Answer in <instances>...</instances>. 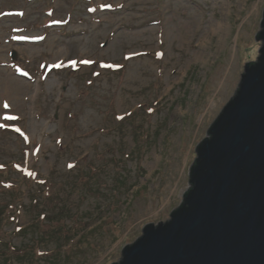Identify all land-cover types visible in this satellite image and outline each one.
<instances>
[{"label":"rangeland","instance_id":"obj_1","mask_svg":"<svg viewBox=\"0 0 264 264\" xmlns=\"http://www.w3.org/2000/svg\"><path fill=\"white\" fill-rule=\"evenodd\" d=\"M263 14L264 0H0V264H117L168 222L260 56Z\"/></svg>","mask_w":264,"mask_h":264},{"label":"water","instance_id":"obj_2","mask_svg":"<svg viewBox=\"0 0 264 264\" xmlns=\"http://www.w3.org/2000/svg\"><path fill=\"white\" fill-rule=\"evenodd\" d=\"M261 27L260 56L196 146L181 206L117 264H264V14Z\"/></svg>","mask_w":264,"mask_h":264},{"label":"snow or ice","instance_id":"obj_3","mask_svg":"<svg viewBox=\"0 0 264 264\" xmlns=\"http://www.w3.org/2000/svg\"><path fill=\"white\" fill-rule=\"evenodd\" d=\"M75 63V62H73ZM84 63H89V61H84ZM4 108H8L9 105L5 102L4 105H3ZM3 120L4 121H10V120H14V119H17V117H14V116H10V115H3ZM0 127H3V125H0ZM17 131H19V129H17Z\"/></svg>","mask_w":264,"mask_h":264},{"label":"bare ground","instance_id":"obj_4","mask_svg":"<svg viewBox=\"0 0 264 264\" xmlns=\"http://www.w3.org/2000/svg\"><path fill=\"white\" fill-rule=\"evenodd\" d=\"M216 26H220V24L216 25Z\"/></svg>","mask_w":264,"mask_h":264}]
</instances>
